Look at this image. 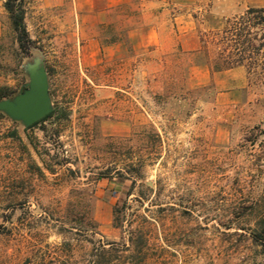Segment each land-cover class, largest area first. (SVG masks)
Returning a JSON list of instances; mask_svg holds the SVG:
<instances>
[{
  "label": "rangeland",
  "instance_id": "obj_1",
  "mask_svg": "<svg viewBox=\"0 0 264 264\" xmlns=\"http://www.w3.org/2000/svg\"><path fill=\"white\" fill-rule=\"evenodd\" d=\"M4 2L0 93L38 60L52 109L30 127L0 113V264H91L138 231L140 264H264V81L186 59L264 0H23L28 54Z\"/></svg>",
  "mask_w": 264,
  "mask_h": 264
},
{
  "label": "trees",
  "instance_id": "obj_2",
  "mask_svg": "<svg viewBox=\"0 0 264 264\" xmlns=\"http://www.w3.org/2000/svg\"><path fill=\"white\" fill-rule=\"evenodd\" d=\"M22 1L5 0L4 9L16 35L19 49L28 54L31 41L23 24ZM209 36L215 49L211 52L207 48L208 41L201 39L199 48L186 55V59H189L191 64L209 66L212 73L242 67L248 75L252 73L257 80L264 81V8H248L241 16L228 21L222 30L212 32ZM182 54L185 53L182 52ZM9 95L8 92L0 93V101ZM47 117L40 121H44ZM36 124L38 122L34 125ZM112 216L115 228H121L124 214L117 205L114 207ZM255 233L254 242L260 248L261 256H264V217L259 220L258 230ZM127 242L128 244L124 241L121 244L99 243L92 253L91 264H112L114 257L115 259H134L135 264L143 262L147 244L145 236L138 231V235L131 236ZM127 252L128 255L125 254ZM49 264H54V261H49Z\"/></svg>",
  "mask_w": 264,
  "mask_h": 264
},
{
  "label": "water",
  "instance_id": "obj_3",
  "mask_svg": "<svg viewBox=\"0 0 264 264\" xmlns=\"http://www.w3.org/2000/svg\"><path fill=\"white\" fill-rule=\"evenodd\" d=\"M27 88L11 99L0 101V113L13 121L30 127L51 112V99L48 91L47 73L38 60L26 67Z\"/></svg>",
  "mask_w": 264,
  "mask_h": 264
},
{
  "label": "crops",
  "instance_id": "obj_4",
  "mask_svg": "<svg viewBox=\"0 0 264 264\" xmlns=\"http://www.w3.org/2000/svg\"><path fill=\"white\" fill-rule=\"evenodd\" d=\"M106 3V7L110 8V7H115V6H118L124 2H126V0H104ZM156 27H150L148 28L149 32H150V35H149V38H150V41H152L153 37H155V31H156ZM242 67H238V68H235V69H232V70H228V71H224L225 72H231V71H235L236 69H240ZM219 73H223V72H219Z\"/></svg>",
  "mask_w": 264,
  "mask_h": 264
}]
</instances>
